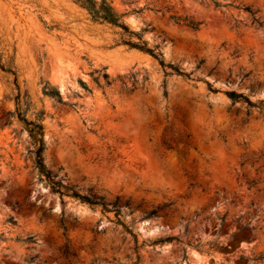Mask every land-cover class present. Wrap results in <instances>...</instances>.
Listing matches in <instances>:
<instances>
[{
  "label": "rangeland",
  "instance_id": "1",
  "mask_svg": "<svg viewBox=\"0 0 264 264\" xmlns=\"http://www.w3.org/2000/svg\"><path fill=\"white\" fill-rule=\"evenodd\" d=\"M107 1L163 66L74 0H0V55L25 118L44 113L46 170L108 206L54 193L12 119L0 126V264H264V0ZM13 88L0 72V118Z\"/></svg>",
  "mask_w": 264,
  "mask_h": 264
},
{
  "label": "trees",
  "instance_id": "2",
  "mask_svg": "<svg viewBox=\"0 0 264 264\" xmlns=\"http://www.w3.org/2000/svg\"><path fill=\"white\" fill-rule=\"evenodd\" d=\"M76 4H78L80 7L85 9L88 13V15L91 17V19L94 22H101L106 23L111 26H115L120 28L123 35H126L128 38L124 42L125 45H127L129 48L136 49L138 51L143 52L144 54H147L149 56H152L156 58L160 65L163 66V62L160 59V55L156 53L152 49H148L146 47L145 42H137L133 43L131 42L130 36L135 35L128 31L126 26L120 21V18L117 17L113 13V9L110 6V3L107 0H74ZM214 7H219V5L216 2H213ZM244 11H246L251 18V24H253L256 27H261L262 23L259 21V18L255 16L254 12H251L248 8H244ZM170 19L176 23H183L185 26L190 28L191 30H198V27L200 23H194L192 21H185L181 20L178 17L170 16ZM136 36V35H135ZM171 68V67H169ZM174 74L182 75L178 70L173 69ZM0 72L5 73L9 76H12V83H13V89L15 91L12 101L14 103V110L13 111H6L3 112L1 118H0V126H8L11 123L12 119H16L23 127V129L28 133L29 137L31 138L35 149H34V160H35V166L38 171V173L52 186V189L54 193L58 194L59 196H70L72 198H75L79 200L81 203L90 205V206H100L103 208V210L108 211V206L103 202L102 197H94V196H82L74 191L73 188H68L66 186L61 185L60 181L55 180V176L52 175L50 172H48L43 164V158H42V152H43V126L41 124V118L44 115V113L41 111L36 115L35 121H28L25 118V113L27 112L29 108V103L27 101L26 94H21L17 85V75L16 72L7 64H5L2 61L1 55H0ZM101 78L105 81V85H109L108 76L106 73H103L101 75ZM80 85L83 87V89L86 90V87L83 83H80ZM42 94L45 97H48L55 102L59 103L62 106H66L64 102H62L61 96L58 91L52 89L48 84H45L42 87ZM229 96L232 100L235 99H243L248 105L252 106V103L249 102L246 98L242 96H238L234 93H229ZM8 98L4 97L3 100H6ZM162 145L166 150H171V143L168 140V138H164L162 141ZM118 201L115 200L111 205V210L115 213V216L118 217L120 213V208L117 206ZM157 210H153L149 212L148 217L155 216ZM117 223L120 224V221L118 218L116 219ZM126 233L131 236L133 239L134 244H136V238L135 236L127 229H125ZM32 240L31 238H28L27 241ZM172 238H166L163 240V242L171 241ZM254 262L256 263H264V257L258 256L254 259ZM134 264H138L135 262Z\"/></svg>",
  "mask_w": 264,
  "mask_h": 264
}]
</instances>
